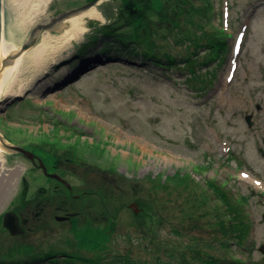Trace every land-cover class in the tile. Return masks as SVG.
Instances as JSON below:
<instances>
[{"label":"rangeland","instance_id":"1","mask_svg":"<svg viewBox=\"0 0 264 264\" xmlns=\"http://www.w3.org/2000/svg\"><path fill=\"white\" fill-rule=\"evenodd\" d=\"M89 1L47 0L28 19L3 0L4 36L20 46L38 22ZM124 1L92 6L101 17L85 15L83 36L0 105V133L38 157L0 152V168L20 169L0 203V264H264V0H172L174 33L138 26L168 46L164 68L103 36ZM194 29L226 36L220 59L193 70L214 73L201 88L186 82L196 42L173 38ZM6 211L22 233L3 226Z\"/></svg>","mask_w":264,"mask_h":264},{"label":"bare ground","instance_id":"2","mask_svg":"<svg viewBox=\"0 0 264 264\" xmlns=\"http://www.w3.org/2000/svg\"><path fill=\"white\" fill-rule=\"evenodd\" d=\"M11 1L22 6V8H26L28 17L25 18L31 19V15L39 11L41 4L46 3L47 0ZM2 14H4V9ZM76 14L54 22L51 28L58 30V34L45 31L42 34L40 42H36L34 45L26 48L21 47L25 41L18 46L14 41L5 38L4 15L2 16L0 40V105L7 98L21 95L27 89L32 88L34 81L40 79V76L46 73L49 66L62 57L64 50L72 45L74 40H78L83 36L86 31L84 23L85 15L101 17L100 13L93 7L88 12ZM41 32L42 29L40 30ZM223 95L222 93L221 98H224ZM3 148L0 140V152L3 151ZM19 171V168L11 170L0 168V203L5 198L9 189L14 186L13 181ZM246 178L254 183V179L251 177L248 176ZM255 183L261 186L258 182L255 181ZM69 218L72 217L69 216Z\"/></svg>","mask_w":264,"mask_h":264},{"label":"trees","instance_id":"3","mask_svg":"<svg viewBox=\"0 0 264 264\" xmlns=\"http://www.w3.org/2000/svg\"><path fill=\"white\" fill-rule=\"evenodd\" d=\"M183 1L184 0H181V2ZM166 5H168V7H171L172 9L175 8L174 7L175 3L172 0H125L121 4V6L118 8V11L116 13V18L113 21L106 23L102 27L104 31L103 36L105 38H112L114 40L119 41L118 47H121V49L124 47L125 51L127 50V52L129 53L130 52L137 53L138 51H140V53L144 57H147L150 61H154L155 64H161L160 66L162 68H164V64L171 66V64H169L168 62L167 64L161 61V58L163 56L165 57V59H167L168 57L171 58L172 53L169 51L168 46L167 45L155 46L153 40L150 41L149 39H146L142 35V33L144 34L145 32L147 34H150V33L146 29L144 31L138 29V26H141V25L144 27H147V23H146V20H147L148 22L152 21V23H158L161 26L163 25L166 28L165 30L166 32L168 31L169 33H174V30H176V27L178 24L177 18H178L180 11L175 8L176 11H174L173 14L171 13L168 14L164 12V8ZM136 20L140 21L141 23L136 24L135 27H131L133 22ZM187 23L191 26L195 24L194 14L192 15V18L188 19ZM221 32L223 31L220 29L219 32H217L216 34H207L203 30L202 31L200 30V33H201L200 34L197 32V30L194 29L191 35L184 33L177 39L173 36L174 41L179 40V42H185V43L187 41L191 42L194 39V42H196L197 44V45L194 44L197 50L199 48L206 49V51H204L203 53V56H204L203 60L201 61H198L197 58H193L194 55L196 56L197 50L195 52H191V53L189 52L187 58H185L188 71L191 72V74L186 78V82L195 81L198 83V88H201L203 87V85H206V82L208 84L211 83L212 77L214 76L213 72H211L210 70H205L204 72L194 73L193 70L196 65L206 66V65H210L214 61L216 62L224 54L225 48H226V41H225L226 36H223L222 34H220ZM196 33H198L199 35H197ZM93 36L95 37V35ZM132 36L139 39L140 42H145L146 43L145 46L147 47V50L144 48L140 49L138 48L139 46L138 47L131 46L132 42L126 39ZM169 36L170 34L167 33L164 39H167ZM142 38L146 40H143ZM187 47L188 45L185 44L184 51H186V54L188 51ZM103 49L107 50L108 47H104ZM153 52L156 55L157 54L160 55V57H156L153 54ZM173 64H175V62H173ZM68 150L71 151V156H74L76 155L75 153H77V150H75V148L73 147H70V149ZM22 184L23 182H21V185ZM24 194L25 192L22 188L19 198L24 196ZM208 263L209 261L207 262V264Z\"/></svg>","mask_w":264,"mask_h":264},{"label":"water","instance_id":"4","mask_svg":"<svg viewBox=\"0 0 264 264\" xmlns=\"http://www.w3.org/2000/svg\"><path fill=\"white\" fill-rule=\"evenodd\" d=\"M99 1L100 0H91L87 2L86 4H84L83 6L73 8L67 11H63L57 15H53L50 18H47V20L50 21V24L47 26L38 22L37 24L34 25L27 39L25 40V42L23 43L21 47L26 48L28 46L34 45L36 43V39L38 38V35L40 34L41 29H45L46 27H51L54 24V22L60 21L66 17L82 12L96 5ZM2 13H3V0H0V40H1L2 20H3ZM245 120L248 122V124H251L249 116H246ZM0 140H1L2 146L6 150L10 152H19L29 159L33 157V153L31 151H28L16 144L8 142L1 133H0ZM49 176L54 177L55 179L60 180L61 182H64L70 190V185H68V183L64 179H62L59 175L49 174ZM130 206L134 209V211H137L136 203H131ZM2 223H3V226L6 227L9 230L10 234L12 235L20 234L23 232L21 226L19 225L18 216L13 211H6L3 214ZM260 250L264 254V245L260 247Z\"/></svg>","mask_w":264,"mask_h":264},{"label":"flooded vegetation","instance_id":"5","mask_svg":"<svg viewBox=\"0 0 264 264\" xmlns=\"http://www.w3.org/2000/svg\"><path fill=\"white\" fill-rule=\"evenodd\" d=\"M32 151V153H33V155H34V159L32 160V161H34L36 158H38L37 157V155L35 154V151L34 150H31ZM37 160V159H36ZM33 164H35V161L33 162ZM63 184H64V186L67 188V190H69V188H68V186L63 182ZM69 185V184H68ZM70 191V190H69ZM85 193H87V192H85ZM76 195H78V194H76Z\"/></svg>","mask_w":264,"mask_h":264}]
</instances>
